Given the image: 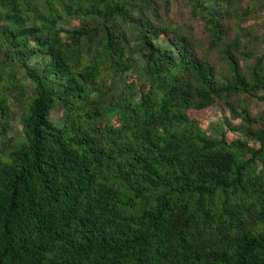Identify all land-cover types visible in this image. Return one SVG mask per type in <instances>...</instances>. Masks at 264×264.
I'll list each match as a JSON object with an SVG mask.
<instances>
[{
	"label": "trees",
	"instance_id": "16d2710c",
	"mask_svg": "<svg viewBox=\"0 0 264 264\" xmlns=\"http://www.w3.org/2000/svg\"><path fill=\"white\" fill-rule=\"evenodd\" d=\"M259 20L264 0H0V264H264ZM216 103L233 138L207 132Z\"/></svg>",
	"mask_w": 264,
	"mask_h": 264
},
{
	"label": "rangeland",
	"instance_id": "374dc122",
	"mask_svg": "<svg viewBox=\"0 0 264 264\" xmlns=\"http://www.w3.org/2000/svg\"><path fill=\"white\" fill-rule=\"evenodd\" d=\"M264 20H259L258 24L262 25ZM253 21H249L247 24H252ZM30 81V80H29ZM264 109V101L259 100L257 98L250 101V110L253 115L257 114L258 111ZM65 112L62 109L56 108L52 112V116L55 120H58L59 117L64 116ZM204 125L207 128V132L214 136L220 137L221 132H225L229 138H233L237 135V131L230 130L228 122L234 126L238 125L241 122L240 118H234L230 113L229 109L221 104L216 103L210 107L204 114ZM239 134V133H238ZM11 135H13L17 140H21L23 138V129L22 125L18 120H15L13 129L11 131ZM250 145H254L252 141H249ZM258 146V144H256Z\"/></svg>",
	"mask_w": 264,
	"mask_h": 264
}]
</instances>
